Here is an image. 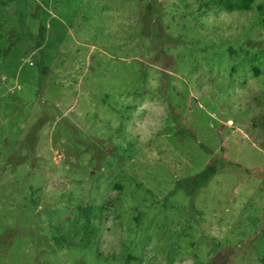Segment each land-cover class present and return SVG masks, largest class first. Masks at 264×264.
Segmentation results:
<instances>
[{
    "label": "rangeland",
    "instance_id": "rangeland-1",
    "mask_svg": "<svg viewBox=\"0 0 264 264\" xmlns=\"http://www.w3.org/2000/svg\"><path fill=\"white\" fill-rule=\"evenodd\" d=\"M209 1L0 6V264H264V0Z\"/></svg>",
    "mask_w": 264,
    "mask_h": 264
},
{
    "label": "trees",
    "instance_id": "trees-1",
    "mask_svg": "<svg viewBox=\"0 0 264 264\" xmlns=\"http://www.w3.org/2000/svg\"><path fill=\"white\" fill-rule=\"evenodd\" d=\"M15 0L1 1L0 6H8ZM252 0H210L212 8L224 9L228 12H239L245 10ZM3 25L0 23V42L3 41ZM212 174L209 169L199 173L193 179H189L178 184V188L183 189L188 196L193 197L198 189H201L211 178Z\"/></svg>",
    "mask_w": 264,
    "mask_h": 264
},
{
    "label": "crops",
    "instance_id": "crops-1",
    "mask_svg": "<svg viewBox=\"0 0 264 264\" xmlns=\"http://www.w3.org/2000/svg\"><path fill=\"white\" fill-rule=\"evenodd\" d=\"M74 69V68H73ZM75 69H76V67H75Z\"/></svg>",
    "mask_w": 264,
    "mask_h": 264
}]
</instances>
